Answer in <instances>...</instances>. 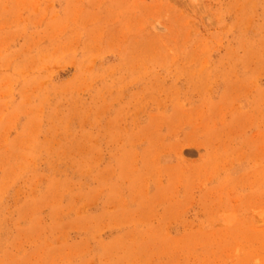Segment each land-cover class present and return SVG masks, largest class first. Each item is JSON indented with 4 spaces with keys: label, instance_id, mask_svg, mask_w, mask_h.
<instances>
[{
    "label": "rangeland",
    "instance_id": "rangeland-1",
    "mask_svg": "<svg viewBox=\"0 0 264 264\" xmlns=\"http://www.w3.org/2000/svg\"><path fill=\"white\" fill-rule=\"evenodd\" d=\"M0 264H264V0H0Z\"/></svg>",
    "mask_w": 264,
    "mask_h": 264
}]
</instances>
